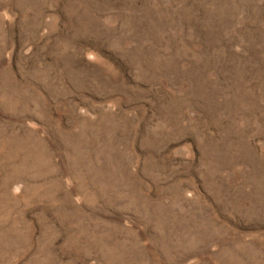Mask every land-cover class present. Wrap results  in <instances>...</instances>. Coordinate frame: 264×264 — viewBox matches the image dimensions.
<instances>
[{
	"label": "rangeland",
	"instance_id": "374dc122",
	"mask_svg": "<svg viewBox=\"0 0 264 264\" xmlns=\"http://www.w3.org/2000/svg\"><path fill=\"white\" fill-rule=\"evenodd\" d=\"M0 264H264V0H0Z\"/></svg>",
	"mask_w": 264,
	"mask_h": 264
}]
</instances>
